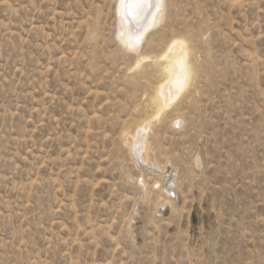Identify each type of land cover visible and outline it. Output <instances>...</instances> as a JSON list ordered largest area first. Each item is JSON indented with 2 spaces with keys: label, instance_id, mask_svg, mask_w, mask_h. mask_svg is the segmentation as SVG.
Masks as SVG:
<instances>
[{
  "label": "rangeland",
  "instance_id": "374dc122",
  "mask_svg": "<svg viewBox=\"0 0 264 264\" xmlns=\"http://www.w3.org/2000/svg\"><path fill=\"white\" fill-rule=\"evenodd\" d=\"M117 6L0 0V264H264V0H164L136 70Z\"/></svg>",
  "mask_w": 264,
  "mask_h": 264
},
{
  "label": "bare ground",
  "instance_id": "6f19581e",
  "mask_svg": "<svg viewBox=\"0 0 264 264\" xmlns=\"http://www.w3.org/2000/svg\"><path fill=\"white\" fill-rule=\"evenodd\" d=\"M156 3L157 0H118V6L116 7L117 16L119 25L122 28L120 42L130 53L132 52L137 55L138 61L134 67L135 70L141 66V62L143 63L145 59V57H140V50L146 42L144 35L149 33V30L158 28L164 22V11H166L164 0H162V8L160 11H157ZM191 55L188 43L182 39L172 38L164 49L161 58H159L162 62L158 63L159 65L156 70L162 78L161 80L158 78L160 81L154 89L152 98V104L156 107L158 114L166 111L176 99H179L187 91L188 87H190L192 79L196 77L193 78V68L191 69L192 66L190 65V61H192ZM147 127L148 125L146 123L143 124L138 129L136 136L131 137L132 142L128 141V146L132 148L133 155H136L135 157L137 159H139L138 154L140 151L143 152L145 157L147 155L146 152L148 149H143L141 146L138 150L135 149L140 143H143L141 145L146 147L145 136L148 131Z\"/></svg>",
  "mask_w": 264,
  "mask_h": 264
},
{
  "label": "snow or ice",
  "instance_id": "6c2138e0",
  "mask_svg": "<svg viewBox=\"0 0 264 264\" xmlns=\"http://www.w3.org/2000/svg\"><path fill=\"white\" fill-rule=\"evenodd\" d=\"M156 8H157V11H160V9L162 8V0H157Z\"/></svg>",
  "mask_w": 264,
  "mask_h": 264
}]
</instances>
